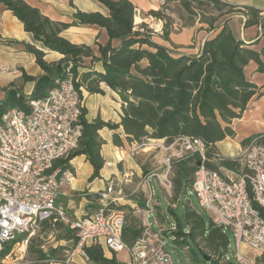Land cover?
<instances>
[{
  "label": "trees",
  "instance_id": "16d2710c",
  "mask_svg": "<svg viewBox=\"0 0 264 264\" xmlns=\"http://www.w3.org/2000/svg\"><path fill=\"white\" fill-rule=\"evenodd\" d=\"M97 1L107 13L76 8L70 21H60L45 15L26 0H1L23 23L24 29L32 33L37 43L63 56L58 61L48 62L43 49L27 43V50L34 54L43 73L32 76L24 71L23 81H35L31 96H25L19 88L9 89L6 98L0 101V114L14 107L28 110V100L46 96L68 69L74 74L82 97L83 90L90 94H105V88L117 92L121 99L119 121L105 120L100 114L88 120V109L84 106L78 148L54 164V168L74 170L70 160L84 154L93 167L90 182L101 177L106 163L102 155L105 140L100 134L103 128L112 131V143L118 147L139 144L149 138L163 139L168 144L186 137L202 140L204 161L197 152L172 160L173 199L182 205L183 220L177 218V223L170 230L180 246L199 250L201 264H236L227 259L229 237L225 230L210 216L205 217L188 204L186 198L193 193L199 162L220 173L222 167H240V157L224 156L216 144L236 136L234 120L243 116L255 96L264 95L261 87L251 81L246 72L251 61L257 64V71L264 72L261 52L253 47L258 44L260 34L264 36V33L258 30L256 37L250 39L237 37L229 21L233 15L243 14L244 28L264 29L263 9L253 4H238L234 0H162L161 8L150 9L148 13L163 20L160 36L163 40L171 41L170 28L174 20L166 9L172 2L181 7L179 19L182 26L200 23L210 33L197 52L186 53L159 41L156 32L146 22L137 24L139 17L136 18L137 9L132 0ZM84 25L104 29L107 41L100 42L98 34L93 45L75 43L62 34L70 26ZM87 59L90 60L89 65L85 64ZM98 63H101L100 68H97ZM251 138L242 140V145L245 146ZM85 195L87 210L102 207L97 203L100 199L98 192L86 190ZM139 202L141 205L144 203ZM254 205L264 217V207L257 202ZM109 207L134 210L129 204L111 203ZM167 210L176 214L172 208L167 207ZM160 217H163L162 213ZM50 230L58 231V240L72 245L78 241L76 229L60 221L45 220L41 222L38 234L29 239L28 251L36 255L31 264L64 261V252L70 244H58L44 250L45 238L41 235ZM141 231L134 218L126 217L123 239L128 245L134 243ZM12 247V243L7 244L0 258H5ZM85 250L91 264H126L117 258L115 252L111 257L105 256L99 244H90ZM260 261L264 264V252Z\"/></svg>",
  "mask_w": 264,
  "mask_h": 264
},
{
  "label": "built area",
  "instance_id": "2783aa9c",
  "mask_svg": "<svg viewBox=\"0 0 264 264\" xmlns=\"http://www.w3.org/2000/svg\"><path fill=\"white\" fill-rule=\"evenodd\" d=\"M28 106V110L14 107L0 114V255L10 243L12 252L16 245L26 247L41 222L48 220L76 229L78 241L72 254L77 253L83 259H89L86 246L99 244L110 253L126 250L128 264H173L165 249L164 236L152 229L150 218L156 210L151 179L158 176L162 186L172 190V160L197 152L204 161L203 141L182 138L181 147L163 160V173L145 176L148 194L143 205H133L135 213L142 217L143 227L134 243L128 245L123 239L125 212L109 207L118 199L115 194L118 179L111 178L100 191L101 208L75 220L57 202L62 188L70 184L74 174L71 169L54 168V164L77 149L82 136L84 102L74 74L68 69L46 96L30 98ZM262 137L253 136L244 146L240 171L222 167L220 173L202 162L193 183L200 206L217 225L233 232L237 264H254L246 250L258 254L264 246V217L254 205L257 202L264 207ZM172 145L173 142L166 147ZM25 234L29 236L20 240Z\"/></svg>",
  "mask_w": 264,
  "mask_h": 264
},
{
  "label": "crops",
  "instance_id": "0c3cea01",
  "mask_svg": "<svg viewBox=\"0 0 264 264\" xmlns=\"http://www.w3.org/2000/svg\"><path fill=\"white\" fill-rule=\"evenodd\" d=\"M29 4L37 6L42 13L49 16L54 20L60 21H70L73 12L76 8L85 11H102L107 13V10L102 6L97 0H26ZM136 5L137 14L136 18L139 17V20H136V23L149 21L150 18L155 20L156 24L159 27L164 26L161 19L153 18L154 16L149 15L150 9H159L163 3L162 0H132ZM262 1V0H258ZM238 4H253L261 9L262 6L258 2H239ZM264 2V1H263ZM264 12V10H263ZM235 21L232 25L233 32L235 35L240 38L250 39L255 38L258 32V27L244 28V17L242 14L233 15L231 21ZM179 21V19H178ZM176 25H181L178 22ZM191 35L202 34V38L199 46L203 43L205 38L210 34L206 32L200 23H196L194 26L190 27ZM185 28H183L184 30ZM187 30L189 28L187 27ZM160 33V32H159ZM62 34L75 43H87L93 45L97 40L98 34L99 41L105 42L108 39L106 31L101 29L96 25H84V26H70L65 29ZM173 39V38H172ZM174 40V39H173ZM172 40V41H173ZM35 44L40 49H43L46 52L45 59L48 62L58 61L63 55L57 51H52L45 49L41 46L40 43H37L32 33L24 29L23 23L18 19L13 12L6 8L4 3L0 0V101H3L9 89H21L20 91L27 97L31 96L34 87L35 81H23L22 75L25 71L27 74L32 76H39L43 73L41 67L36 63V57L34 54L29 52L26 48V44ZM168 45V44H166ZM170 46V45H168ZM197 46L192 50H181L186 53H194L199 49ZM254 48L261 52V56L264 60V36L260 34L258 44L253 45ZM180 51V52H181ZM101 67V63L97 64V68ZM246 72L251 81L255 82L258 86L261 87V91H264V72L257 71V64L254 61H251L247 67ZM13 84V85H12ZM107 93H112L114 99L117 101V116L118 119L114 120L112 115L105 113L104 105L96 107V110L91 112L88 104V120L93 119L97 114H100L105 120L112 119L114 121H119L121 112V99L117 92L111 90L110 88H105ZM93 95L97 97L99 94H90L86 90H83V98L87 100ZM234 127L236 130V136L234 138L227 137L219 142L216 146L219 151L227 157L235 158L242 150V140L256 136L264 135V95L255 96L249 103L248 108L244 112L241 118L234 120ZM101 136L104 138L105 143L102 145V155L106 159V163L101 170V177L95 178L93 181H89V177L93 173V167L90 162L87 160L84 154L77 155L70 160L71 165L74 170H72L74 176L70 184L65 185L61 194L58 198V204L63 206L66 211L67 207L72 202V197L76 194L81 196V203L84 206L83 209L77 213V218L86 214L91 213L90 210H87L86 205L88 199L84 194L80 193L85 188H88L90 193H100L104 190L110 182L111 178L118 179L120 183L123 181H130L132 175H140L142 172L141 162H139L135 155L143 153V156L147 155V152H144V149L140 151L135 150V143L126 144L125 147H118L112 143V131L108 128H103L100 130ZM158 141H163V139H157ZM132 152L134 153L132 155ZM138 157V156H137ZM142 157V156H141ZM112 162V165H107V162ZM240 167L239 169H234L240 171L243 166L241 164V158H239ZM68 202V206L66 205ZM138 200L128 198L124 200V204H129L133 208V205L141 203ZM101 205V204H100ZM97 210V209H95ZM94 210V211H95ZM68 213V211H67ZM75 218V219H77ZM73 219V220H75ZM53 232L58 233L57 230ZM58 244L68 243L65 240L60 239ZM55 244L54 246L58 245ZM74 245L70 244V247L73 248ZM67 251V250H66ZM249 254H253L252 251L246 250ZM264 252V248L261 250ZM107 257H111L113 253L111 251L104 249ZM257 255V254H255ZM84 261V259H82ZM260 264H263L260 261Z\"/></svg>",
  "mask_w": 264,
  "mask_h": 264
},
{
  "label": "rangeland",
  "instance_id": "374dc122",
  "mask_svg": "<svg viewBox=\"0 0 264 264\" xmlns=\"http://www.w3.org/2000/svg\"><path fill=\"white\" fill-rule=\"evenodd\" d=\"M236 1V0H234ZM239 2H251L255 3L258 2L260 6L263 7L264 10V2L258 1V0H237ZM181 9L180 5L178 3L172 2L168 4V8L166 9V13L171 16V18L174 20L173 25L171 26V34L170 42H166L163 40L160 36L163 33V26L159 27L155 20L152 18L149 19V21H146L148 26L153 29L157 34V39L161 42H164L165 44H168L175 48L178 51L181 50H192L199 46L202 34H198L196 36L191 35V26H182V22L179 19V10ZM264 14V12H262ZM237 15V14H235ZM243 15V14H242ZM244 17V15H243ZM155 19V17H153ZM179 19V21H178ZM245 19V18H244ZM178 22L181 25H176L175 23ZM232 22V25L235 21H229ZM162 23L163 20H162ZM187 27L189 30H187ZM183 28H185L183 30ZM259 31L264 33V29L259 27ZM160 32V33H159ZM236 32V31H235ZM234 32V34H235ZM237 33V32H236ZM174 40H173V39ZM173 40V41H172ZM85 64L89 65L90 60H85ZM80 70H82V67H80ZM84 106L87 103L90 111L93 112L96 110V107L98 106V109L100 106L104 105L105 107V113L112 115L114 120L118 119L117 116V101L114 99L112 93L105 94H99L97 97L93 95L91 98L84 100ZM88 108V107H87ZM262 142L264 143V135L262 137ZM168 143L163 141H158L157 139L149 138L145 140L142 143H135V150L140 151L141 149H144V152H147L146 156H143V153L136 154L135 158L141 162V169L142 172L140 175H132V179L130 181H123L122 183H118L116 185V196L118 199L116 200V204H124V200L128 198H132L139 201H144L145 196L148 194V184L146 182L145 176L150 173H159L162 174L164 171V163L163 160L169 156V154L181 147L183 144L182 139H177L173 142L172 147L167 148ZM170 144V143H169ZM243 146V145H242ZM244 146L242 147L243 150ZM242 150L239 152L237 157L242 156ZM138 156V157H137ZM142 156V157H141ZM151 184L154 189V204L156 212L151 215L150 221L152 225V229L156 232H159L162 234L166 240L165 242V249L170 253L172 257L173 264H201L200 260L202 258L201 253L197 248H190V247H183L180 246L177 242L172 240L171 231H168L177 223V218L182 221L183 220V208L182 205H180V201L173 199V190H166L158 176H154L151 179ZM88 190V188H85L80 193L84 194L85 191ZM71 204L68 206V202H66L68 216L70 219L77 218V213H79L83 209V205L81 203V196L76 194L72 198ZM186 201L188 204H191L195 208L199 210L205 217H209V213L204 210L197 199V196L194 193H190L188 199L186 198ZM99 205L101 204V200L99 199L97 202ZM140 204V203H139ZM161 206V207H159ZM167 207L172 208L175 211V215L170 213L167 210ZM119 209V208H118ZM95 209H91L89 212L94 211ZM125 212V215L129 219H135L138 226L141 228L143 227V221L141 215H138L135 213L134 210H131L129 208L121 209ZM162 213L163 217H160V214ZM162 218V219H161ZM225 232L228 234L229 237V256L230 260L236 263L234 254L236 253V243H235V237L233 235V232L226 228ZM38 234V230H36L31 236H36ZM29 234L25 235L24 238L28 237ZM41 236L45 238V244H44V250L48 251L51 246H54L55 244H58L60 241L57 239V233L53 232V230H50L47 233H43ZM29 238V239H30ZM71 244V243H67ZM264 248V246H263ZM73 248H68L66 252H64L63 262H52L51 264H91L88 260L81 258L77 253L72 254ZM262 254V251H260L257 255L255 253L249 254L252 259L254 260V264H260V256ZM117 258L123 262L128 264L129 258L126 250H122L116 253ZM36 255L33 252L28 251V245L26 247L22 246V244L16 245L14 248V251H10V253L5 258H0V262H4V264H31L35 261ZM237 264V263H236Z\"/></svg>",
  "mask_w": 264,
  "mask_h": 264
},
{
  "label": "water",
  "instance_id": "95a60500",
  "mask_svg": "<svg viewBox=\"0 0 264 264\" xmlns=\"http://www.w3.org/2000/svg\"><path fill=\"white\" fill-rule=\"evenodd\" d=\"M199 164H201V162H199Z\"/></svg>",
  "mask_w": 264,
  "mask_h": 264
}]
</instances>
